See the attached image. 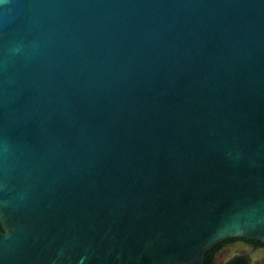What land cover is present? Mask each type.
<instances>
[{"label":"water","instance_id":"water-1","mask_svg":"<svg viewBox=\"0 0 264 264\" xmlns=\"http://www.w3.org/2000/svg\"><path fill=\"white\" fill-rule=\"evenodd\" d=\"M264 243V0H0V264H200Z\"/></svg>","mask_w":264,"mask_h":264},{"label":"flooded vegetation","instance_id":"flooded-vegetation-1","mask_svg":"<svg viewBox=\"0 0 264 264\" xmlns=\"http://www.w3.org/2000/svg\"><path fill=\"white\" fill-rule=\"evenodd\" d=\"M200 264H264V243L227 237L206 251Z\"/></svg>","mask_w":264,"mask_h":264}]
</instances>
